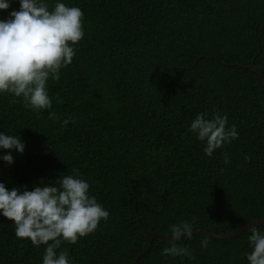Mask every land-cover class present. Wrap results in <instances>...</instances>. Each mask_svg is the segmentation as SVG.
<instances>
[{
    "label": "trees",
    "instance_id": "trees-1",
    "mask_svg": "<svg viewBox=\"0 0 264 264\" xmlns=\"http://www.w3.org/2000/svg\"><path fill=\"white\" fill-rule=\"evenodd\" d=\"M9 2L0 20L20 9ZM43 2L79 7L84 37L69 42L75 55L59 81L46 83L50 109L0 93V133L25 143L23 154L0 148L14 157L0 159V182L34 190L76 169L109 212L57 252L67 250L71 264H136L145 231L171 235L170 225L188 221L224 234L264 218V81L243 67L254 59L264 74V0ZM198 113L226 114L238 137L209 157L189 131ZM15 227L0 214V264H43L46 246L17 238ZM250 235L177 241L194 259L162 255L169 240L155 237L140 264H249Z\"/></svg>",
    "mask_w": 264,
    "mask_h": 264
},
{
    "label": "clouds",
    "instance_id": "clouds-1",
    "mask_svg": "<svg viewBox=\"0 0 264 264\" xmlns=\"http://www.w3.org/2000/svg\"><path fill=\"white\" fill-rule=\"evenodd\" d=\"M20 9L13 10L9 18L0 20V93H12L22 97L24 106L35 111L50 109L52 101L46 90L51 77L60 79V69L69 65L75 55L74 45L83 37V11L76 6L56 3L51 10L43 0H20ZM9 0H0V9L7 10ZM73 46H70V43ZM198 113L189 131L206 141L204 152L211 157L225 143L238 137L236 125L227 127L228 116L213 113ZM49 119L60 121L55 112ZM69 117L63 120L67 126ZM0 148L15 149L23 154L25 143L20 137L0 133ZM8 164L14 162L9 152L0 157ZM251 161V157H245ZM225 154L224 163H229ZM73 175L59 177L53 183L8 189L0 182V214L15 224L17 238H29L33 245H45L43 264H71L67 250L57 252L63 241L77 243L80 237L93 233L100 221L107 220L109 212L90 196L89 183L78 170ZM248 237L252 251L244 253L249 264H264V232L256 227ZM169 246L162 250L164 256H187L194 259L190 249L176 242L192 237L193 226L188 221L170 225ZM51 241V243H49ZM208 239L201 247H208Z\"/></svg>",
    "mask_w": 264,
    "mask_h": 264
},
{
    "label": "water",
    "instance_id": "water-1",
    "mask_svg": "<svg viewBox=\"0 0 264 264\" xmlns=\"http://www.w3.org/2000/svg\"><path fill=\"white\" fill-rule=\"evenodd\" d=\"M254 62L255 61L253 59L251 64L243 65V67L244 68H248L251 71L257 73L261 77V79L264 81L263 70L261 68L257 67L254 64ZM223 63L227 65L226 62H223ZM260 225L264 226V218H260V219H257V220L251 221V222H247V223H242L235 230H233L232 232H229V233L220 234V233L210 232V231L203 230V229H196V230H193L192 236L200 235V236H207V237H212V238L226 239V238H230V237L239 236L245 230H250L252 227H257V226H260ZM145 235H146V237L148 239V246L136 258V261H135L136 264H140L141 257H143L144 255H146L147 253L150 252V250L152 249L153 241H154L155 237L163 238L165 240L172 239V237H170V235H167V234L159 232V231H145ZM184 239H185V243H186V241L188 240L186 235H185Z\"/></svg>",
    "mask_w": 264,
    "mask_h": 264
}]
</instances>
